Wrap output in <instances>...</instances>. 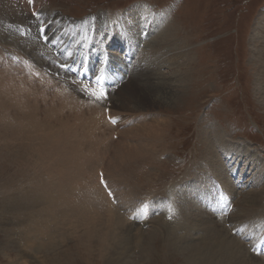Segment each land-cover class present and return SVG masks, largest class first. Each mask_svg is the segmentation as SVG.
Returning <instances> with one entry per match:
<instances>
[{"label":"rangeland","instance_id":"obj_1","mask_svg":"<svg viewBox=\"0 0 264 264\" xmlns=\"http://www.w3.org/2000/svg\"><path fill=\"white\" fill-rule=\"evenodd\" d=\"M4 1L0 0V7L4 5ZM7 1L11 2V5L17 4L22 11L31 14L32 18L36 12L37 17H39L38 14H42L41 18L52 17L54 21L65 27L63 28V35L70 43L75 40L84 41V34L86 33V40L89 44L84 42L86 45L85 53L95 51L99 52L98 54H104V51H106L113 66L119 70L121 69L123 74L133 69L135 60L131 59V55L128 56L129 53L125 52L118 44L109 47L105 42L106 39L103 47H101L99 38L103 37L106 24L96 21L97 18L100 15L105 16L107 20H113L119 16L126 17L124 14L126 10L135 4L142 3L149 6L151 10L164 15V22L166 23L163 27H168L169 32L164 36V40L162 39L161 46H163V52H166L174 60L171 64L163 62L159 65L158 72L162 80L175 86L177 97L166 104L147 105L148 110L144 111L145 114L150 113L153 120H155L153 113H158L160 118L167 119L166 131H163L161 137L154 139L158 140L157 145L156 142V146H152L153 144H150V142L148 143L152 146L151 149H147V156L152 157L150 158L151 162L147 160L146 163L141 164V172L149 173L153 171L157 177L155 175H145L144 178L137 177L134 181L131 176L129 177L128 174L124 173V184H131L129 186L131 188L134 187L135 183L137 191L136 194L134 193L135 198L133 199H136L139 204L142 201L141 207L145 213L144 216L147 217V226L143 227L142 233L139 234L141 238L135 234L138 233L137 227L136 232H129L126 229L123 232L121 231L118 239L122 241V238L126 239L127 235H130L128 237L131 239V244L123 241L119 246L115 245V249L124 251L126 256H119L117 251L108 254L107 256H111L110 263L191 264L189 257L192 253L189 250L181 252V245L175 241H180L185 236L190 241L181 243L182 245L198 244L203 242V237L205 240V237L213 235L212 225L220 227L221 230V225H223V230L227 236L233 238L234 241H243V244H241L245 247V253L242 254L244 262L264 264V255L257 260L253 252H248L249 248H253L257 244L260 245L261 240L257 239L264 234V208L258 212L256 211L257 213L248 212V214H244V211L240 210L242 208L241 202L248 199L250 193L253 195L263 194L259 202L264 207V87H262L264 86V28L262 27L261 34L258 32L259 22L263 21L264 23V0H31L30 4L28 0ZM35 4L36 10L32 9ZM22 27H27V24H10L6 27L3 25L2 31H0V57L4 59L7 57L5 60L11 65L16 64L21 68L30 66L56 84L60 83L59 86H63L65 82L64 84L61 81L59 82L56 76L70 82L65 72H63V76L60 74L53 76L54 74L49 70L50 65H52L50 62L60 58L59 54L53 55L51 53L53 49L47 43L46 37L30 29H27L30 33L24 36L26 28L22 29ZM163 27L160 26L158 29L163 30ZM10 28L11 30H9ZM147 31L145 30L146 41L151 38V43L153 45L157 44L158 41L154 44L152 35H149ZM41 38L45 39V44L41 42ZM72 38H74V41ZM156 46H159V44ZM67 53L75 57L78 55L77 52L71 50L70 46L66 47L63 52L65 56ZM12 54L15 57H12ZM48 56H50L48 58L49 61L51 59L50 62H46L48 59H45V57ZM94 56L97 57L94 60V64L97 65L101 62L102 59L100 58L103 55L100 58ZM85 63L84 58L82 64ZM70 67H72V63H70ZM260 72L263 74V78L259 84L256 80L258 75L261 74ZM108 78L111 80L110 77ZM129 79L126 78L124 86ZM65 85L78 96H80V93L84 94L75 83H66ZM121 86V88L118 87L117 90L115 88L114 91L110 92L107 96L108 102L106 101V105H102L105 111L110 107L111 114L117 119V125L111 124L117 128L115 136L110 137L113 142L119 141L121 138L119 137L120 132L128 128L127 126H132V123H137L138 120L134 119L137 116L129 109L130 101L125 96L118 98L119 92L123 89V83ZM116 97L117 99H115ZM83 100H86V98L83 97ZM144 112L142 111L140 114ZM153 120L149 119V123H153ZM15 124L17 123L11 121L8 127ZM11 128H15V126ZM78 129L80 131L81 127ZM80 134L82 135L83 131H80ZM217 134L219 136L222 134V137L233 145V149L228 150L223 145H219L222 142L218 140L214 142L219 163L217 168L221 171V175L216 174V168L213 171L205 169L206 163L209 162L207 160L209 154L206 147V138L209 136L215 137ZM106 136L108 140L109 132L106 133ZM3 137L6 136L3 135L0 139V264H45L48 260L45 261L44 259L47 257L51 262L49 264H104L107 262V260L102 259L104 257L101 255L100 257L96 252L92 255L94 258H90L89 254L85 256V249L76 237L77 231L81 234L89 233L90 230L84 223H80L76 228L66 229L64 243H61L55 251L48 250L47 254L49 256L44 255V252L40 254L32 250L37 244L32 235H35V229L39 230L40 228V224L38 222L34 223L33 219L34 221H37V218L39 219L38 214L41 208L50 213L52 207H56L54 202L58 199L52 195V199L45 196L43 199L31 202L32 206L29 205L30 192L32 193L35 187L39 185V181L35 180L36 176L33 177L29 173L30 171L33 172V175L36 173V170H33L35 163H30L28 157L20 156L17 152L19 146H14V144L16 145L14 139H11L12 144L10 145V142H8L10 138L5 139ZM6 140L7 142H5ZM25 146L28 148V145L25 144ZM36 146L38 149L44 148L41 139L37 141ZM241 146L247 149V152H244L245 155L237 150ZM88 151V154H90V151L92 152L90 154L92 158H89L87 163L85 162L83 174L90 177L91 174H87V167L90 168L95 164L93 171H95L96 177L101 174V172L97 173L99 165L96 164L97 158L101 155H97L96 158L93 148ZM38 152V150H32L34 154ZM21 158H25L27 160V162L25 160L26 164L29 163L31 167L21 166L19 164L22 161ZM19 168H22V171ZM40 176L43 178L42 173ZM44 178L46 181L48 175H44ZM54 180V178H51L50 182H57V180ZM216 185H219L221 190H223V187L227 188L226 190L233 196L235 207L226 219H218L212 211H209L211 209L206 208L205 203L203 204L202 201L208 195L214 197V200L216 199L213 194L217 189ZM138 186L140 187L138 188ZM202 188L205 189V193L201 192ZM194 191H199L202 194L199 195L197 192L198 195H191ZM227 191L225 194L229 196ZM113 195L112 198L108 194L112 203L117 207L123 206L124 204L117 200L115 191ZM174 196H177L175 200L173 199ZM192 202L198 208L190 218H186L181 209L193 205ZM15 207L16 209H14ZM24 207L30 208L25 210ZM152 207L155 209H152ZM19 209H21L20 213L17 212ZM122 209L126 211L127 208L123 206ZM137 209L139 208H134L133 211ZM123 210L121 212H124ZM53 213L55 212L53 211L50 214ZM174 213H176V219ZM255 214L259 215L256 216ZM33 215H37V218L35 219ZM234 216L235 218H233ZM19 217H22L21 220ZM159 217L166 220H164V225L160 223L161 220L156 221ZM59 218L64 219L62 216H59ZM125 219L128 228H134V222ZM174 220L177 221L176 226L178 227L175 230V232L178 230L176 234L173 231L176 226L172 225ZM175 222L173 223L175 224ZM61 223L65 224L66 220H61ZM189 225H191V228L193 226L196 228L189 231ZM155 226L160 232L158 231V235H155L151 240L153 255L148 258L143 255L142 246L145 247L146 242L144 240ZM254 226L257 228L255 229ZM97 231L98 239H100L103 231ZM254 231L258 233H256L257 236L254 235ZM22 236L24 237L22 238ZM243 237H246L247 241ZM43 238L47 240L49 237L45 235ZM62 239L59 238V240ZM124 246L130 248L126 250V248H123ZM97 248H99V251L104 250V247L95 246V249ZM56 253L59 254V257ZM55 258L58 259L55 260Z\"/></svg>","mask_w":264,"mask_h":264},{"label":"bare ground","instance_id":"obj_2","mask_svg":"<svg viewBox=\"0 0 264 264\" xmlns=\"http://www.w3.org/2000/svg\"><path fill=\"white\" fill-rule=\"evenodd\" d=\"M35 6L36 4L33 5L32 9L36 10L37 8ZM124 14L126 17L119 16L115 17L113 20H107L105 19V16L100 15L96 20L106 24V30L103 34L104 38H99V44L101 43L102 45L101 47H103V43L106 39L105 42L109 47L118 44V46L122 47L125 52L129 53L128 56L131 55L132 59L135 60V62H133V69L129 70L130 74L128 75V71L124 72L125 76L128 75V79L130 75L131 78L125 86L123 83V89L120 92L118 91V98L125 96L126 99L130 101L129 109L135 114V116H137L134 118L135 120L138 119L136 122L141 123H132V126H127L128 128H125L121 132L119 130L120 134H118L121 138L119 141L116 140L117 142H113L110 139L111 136H115L114 134H116L117 128L108 123L109 121L107 122V114H105V109L102 107V105L106 103L107 98L103 101H98L90 96H87L88 98H86L85 92H83L84 94L80 93V96L76 95L75 92L72 91L71 88H67L65 84L75 82L77 87H81L82 84L78 83L76 80L70 79L69 82L67 79L63 80L62 77L56 76L59 74L63 76L64 71L58 70L52 65H50L49 70L54 74L53 76H56L59 79V82L61 81L63 84L65 82L63 86H59L60 83L56 84L42 73L33 70L30 66L21 68L16 66V64H9V62L5 60L7 57L5 59L0 57V139L1 136L5 135L6 137L3 138H10V141H8L10 142V145L12 144L11 139H14L16 145L14 143L13 144L14 146H19V150L17 152L20 156H24L25 158L28 157V161L30 163H35L36 167L34 166L33 168L32 166V168L33 170H36V173L34 175L31 171L29 173H31L33 177L36 176L35 180L39 181V185L35 187L34 191L32 190V193L30 192L29 205L32 206L31 202L43 199L45 196L46 198L51 199L52 196H55V198L58 199L54 202L56 203V207H52V210L50 211V213L54 211L55 213L53 214L56 216L50 214L46 209L41 208V211H39L38 214L39 219L37 218V215H33L35 216V219L37 218V221H34L32 217L34 223L38 222L40 224V228L38 227L39 230L35 229L36 233L35 235H32L33 239L37 241L36 247L32 250L39 252L40 254L41 252H44V255L47 256L48 250L55 251L61 243H64L66 229L70 230L72 227L76 228L80 223H84V225H86L90 230L89 233L87 234L85 232L84 234H81L77 231L78 233L76 237L78 238V242L81 243L85 249V256L86 254H89L90 258H94L92 255L96 252L99 256L101 255L104 257L102 259L107 260L104 264H112L110 263L111 256H107L108 254L113 252L116 253L117 251L119 256H126L124 251H119L117 248L115 249V245L119 246L123 241L131 244V239L129 238L130 235H127L126 239L122 238V241L121 239H118V235H121L120 232H123L125 229L129 232H136L137 227L138 233L135 234L141 238L139 234L142 233L143 227L147 226V217H143L141 214L133 211L134 208L142 209V201H140L141 203L139 204V202H136V199H133L135 198L134 193L137 191L135 183L134 187L132 186L131 188L129 187L131 184H124V173L128 174L129 177L131 176L134 181H136L135 179H137V177L144 178L145 175H155L153 171L149 173L141 172V164L146 163L147 160L150 161V158H152L151 156H147V149L157 145L158 140L156 141L154 139L161 137L163 131H166L165 128H167V119L160 118L158 113H153V117L155 116V120H153L150 113L145 114L144 111L148 110L147 105L166 104L169 103V101H172L173 98L177 97L175 86H172L169 82L162 80L159 77L160 74L158 72L159 65L163 62L171 64L173 63L174 58H170L169 55L162 50L163 46H161V41L167 32H169L168 27H163L166 22H164L165 18L162 13L151 10L149 6L142 3L135 4L133 7L126 10ZM35 20L36 22L34 23ZM19 23L27 24V27H22L26 28V31L27 29H30L31 31H36L37 34H41L46 37L47 43L50 44L53 49L51 53L53 55L59 54L60 62L64 63L65 61H68L69 63H72L71 69L76 74L80 71V69L75 71V65L79 62L82 64V59L84 58L87 60V55L85 56L87 53H85L86 45L84 42H86V44L89 43L86 40V33L84 34V41H74V38H72L74 42L70 43L63 35V28L65 27H62L60 23L54 21L52 17L41 18L34 15L32 18L31 14L29 15L28 12L22 11L17 4L11 5V2L5 0L4 5L0 7V31H2L1 28L3 25L6 27L10 24L18 25ZM160 26L163 27V30L158 29ZM84 27L86 28V26ZM262 27L264 28V23L263 21H260L258 24V32L260 34ZM9 30H11V28ZM145 30H148V34L152 35L154 44L158 41L157 44L153 45L151 43V38L146 41ZM160 30L161 32L158 33ZM84 31L86 32L87 30L85 29ZM69 33L71 34V32ZM158 44L159 46H156ZM68 46L71 47V50L77 52L78 55L76 57L72 54H68L69 52L66 56L63 54L65 48ZM33 50L37 52L36 49L33 48ZM11 56L15 57L13 54ZM49 57L50 56L45 57V59H48ZM13 59L16 60L15 58ZM48 61L49 59L46 60V62ZM111 64L110 66L113 65ZM82 65L84 66L85 64ZM93 65L94 64L89 61L88 66L93 68ZM137 65L141 67H138ZM107 76L111 78L110 74ZM262 78L263 74L261 73L258 75L256 82L260 84V81L262 82ZM111 80H113V78H111ZM119 87L121 88L122 86ZM83 97H85L86 100H83ZM115 99H117V97ZM90 100L92 102H90ZM142 111L144 113L140 114ZM149 119L153 120V123H149ZM11 121L17 123L13 125L15 128H11L13 126L8 127ZM80 127L82 129H80V131H83L82 135L78 129ZM108 132L109 139L107 140L106 133ZM125 138L129 140H126ZM39 139H41L44 144L43 149H38L36 146ZM141 140L143 141L140 142ZM216 140L222 142L219 145H223L228 150L233 149V145L224 139L222 134L220 136L217 134L215 137L209 136L206 138V147L209 154V159L207 160L209 162L208 164L206 163V168H203L211 169L212 171L216 168V174L221 175V171L217 168L219 165L218 157L216 155L217 150L214 148V142ZM126 141L129 142L127 143ZM5 142H7V140ZM149 142L153 145L150 146V144H148ZM25 144L28 145V148H26ZM89 148H93L95 150L94 154L96 158L97 155H101L96 160V164L99 165L97 173L102 172L104 177L101 176L100 179L104 178L106 186L112 191V193L114 191L116 192L117 200L124 204L122 205L127 208L126 211L122 209L123 206L117 207L112 203L106 189L100 183L99 174L95 177V171H93L95 164H93L90 168L89 166H86L88 169L87 174H91L90 177L83 174L85 162L87 163V160L92 158L90 155L92 152L90 151V154H88V150H90ZM32 150H38L39 152L34 154L32 153ZM237 150L243 154L245 151L247 152V149L242 146ZM23 151L25 152L23 153ZM25 158H21L20 160L22 161L19 164L26 168L31 167L29 163L26 164L27 160ZM53 161L54 165L52 164ZM19 169L22 171V168ZM41 173L43 178L41 176L39 177ZM46 174L48 175V178H46L45 181L44 175L46 176ZM155 177L157 176L155 175ZM51 178H54L57 182L51 183ZM139 187L140 186H138V188ZM197 192L201 195V192L205 193L206 191L202 188L200 193L199 191H194L193 194H191L192 192L190 194L198 195ZM187 195L189 196L188 193ZM248 195H250L248 199L244 198V202H241L242 208L240 210L244 211V214H248V212L255 213L256 211L258 212L259 210H263L264 207H262V204L259 202L260 197H262L263 194L253 195L250 193ZM175 197L177 196L173 197L174 200ZM184 206H186V204H184ZM24 208L26 210L30 207ZM197 208L198 207H196L193 203V205H188V207H182L181 210L183 211V214H185L186 218H190ZM14 209H16V207ZM152 209L155 208L152 207ZM20 210L21 209L17 210V212L20 213ZM122 210L124 212H121ZM59 216L64 217V219L59 218ZM174 216L176 219V213H174ZM125 218L134 222V228H128V225L126 224L127 220ZM233 218H235V216ZM61 220H66V223L62 224ZM157 220H161L160 223L164 225V218L159 217L156 221ZM173 222H175V220ZM173 222L172 225L176 226L177 221L175 224ZM166 225H168V223H166ZM212 226V233L214 231L213 235L208 236L207 238L205 237V240L203 237V242L201 243L190 246L182 245L181 243H185L189 240L185 236L180 240L181 242L176 239V241L174 240L176 243L181 245V252L189 250L192 253L190 255L191 257H189L191 264H249V262H244L242 260V254L245 253V247L242 245L243 241H234L233 238L227 236L223 230V225H221L222 230L220 227L218 228V226H216L217 228L214 225ZM193 227L191 228V225H189L188 230L190 231L196 228ZM164 228L166 227L164 226ZM256 228L257 227H255V229ZM176 229H178L177 226L174 227V230L172 228L174 232ZM97 230L103 231V235L100 239H98ZM158 231V228L155 226L152 231L150 230L144 240L146 245L145 247L142 246V252L143 255L148 258L153 255L151 240L155 235H158ZM176 232L174 234H176ZM45 235H48L49 237L47 240L43 238ZM51 235H53L52 238ZM23 237L24 236H22V238ZM60 237L63 239L59 240ZM243 238L247 241L246 237ZM54 241H56V243H54ZM95 246L104 247V250L99 251V248L95 249ZM256 246L264 247V241H261L260 245L258 246L257 244ZM123 248L128 250L130 247L127 248L124 246ZM250 249L251 248L248 250L249 253L251 252ZM261 251L262 255H264V249ZM57 257H59V254H57ZM259 257L260 256H256L255 259L258 260ZM47 258L44 260L48 261L44 263H51L49 262V257ZM57 259L58 258H55V260Z\"/></svg>","mask_w":264,"mask_h":264},{"label":"snow or ice","instance_id":"obj_3","mask_svg":"<svg viewBox=\"0 0 264 264\" xmlns=\"http://www.w3.org/2000/svg\"><path fill=\"white\" fill-rule=\"evenodd\" d=\"M31 2V0H29ZM61 67H66L65 65H61ZM102 77H97V84H100ZM75 83V82H74ZM80 91L85 92L87 95L93 97L95 100L103 101L107 98V91L103 87H90L89 85H82L79 89ZM115 122V121H113ZM111 195V193H109Z\"/></svg>","mask_w":264,"mask_h":264}]
</instances>
